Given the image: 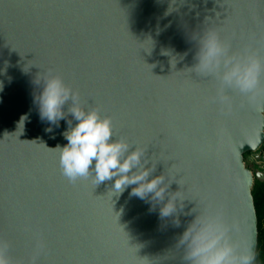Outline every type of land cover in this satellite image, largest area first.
<instances>
[{"label": "water", "instance_id": "obj_1", "mask_svg": "<svg viewBox=\"0 0 264 264\" xmlns=\"http://www.w3.org/2000/svg\"><path fill=\"white\" fill-rule=\"evenodd\" d=\"M170 3L0 0V238L9 242L13 264L33 258L36 264H145L140 258L184 264L177 241L193 219L180 215V227L171 217L161 219L159 205L150 210L130 195L135 185L116 197L109 193L114 181L68 182L56 149L67 144V122L46 132L50 125L34 103L41 90L34 80L48 69L79 91L83 106L110 116L118 137L148 147L147 157L157 162L152 176L179 173L193 200L185 211L195 201L222 206L238 225L234 238L255 258L254 173L244 155L264 142V111L241 107L237 97L233 111L222 114L206 103L213 83L185 66L193 62L191 34L206 17L215 18L225 36L259 35L264 0H177L178 11L166 15ZM24 114L29 120L20 135ZM178 187L173 182L169 190ZM37 238L46 244L39 255Z\"/></svg>", "mask_w": 264, "mask_h": 264}, {"label": "clouds", "instance_id": "obj_2", "mask_svg": "<svg viewBox=\"0 0 264 264\" xmlns=\"http://www.w3.org/2000/svg\"><path fill=\"white\" fill-rule=\"evenodd\" d=\"M176 5L177 0H171L166 15L178 11L174 7ZM195 7L194 4L190 5V11ZM214 20L206 17L204 26L192 32L190 38L195 48L193 62L185 69L195 78L213 83L206 103L218 105L222 114L228 115L233 111L237 97L241 107L264 111V30L259 35L245 36L241 33L239 38L233 32L229 37L222 33ZM188 54L185 52L182 59ZM5 63L6 72L8 65ZM34 84L41 89L34 96L40 119L50 125L45 131L53 132L52 125L59 127L61 120L67 122L68 128L62 133L67 144L56 149L59 150L61 174L69 183L91 180L96 187L106 181H114L109 193L116 197L135 185L130 195L150 203V210L154 211L159 205L161 219L171 217L173 225L180 227V215L193 217L177 241V247L183 249L184 264H253L250 248L233 236L239 231L238 225L226 217L222 206L211 201L201 204L194 200V206L185 211L188 207L186 201L191 203L193 200L185 196L181 178L177 179L179 173L166 174L165 170L152 176L157 162L151 157L150 163L148 147L118 137L112 118L102 116L99 108L83 106L79 91L66 83L58 72L52 69L41 71ZM69 115L72 119H67ZM28 120V114H24L17 122L20 135ZM73 120L76 121L74 126ZM259 134L258 129L256 139ZM252 147H255V143ZM172 167L167 169L171 170ZM173 182L179 186L176 191L169 190ZM45 248L43 239L37 238L36 254L39 255ZM9 249V242L0 238V264H13ZM140 259L150 264L147 258ZM32 264H36L35 258Z\"/></svg>", "mask_w": 264, "mask_h": 264}, {"label": "rangeland", "instance_id": "obj_3", "mask_svg": "<svg viewBox=\"0 0 264 264\" xmlns=\"http://www.w3.org/2000/svg\"><path fill=\"white\" fill-rule=\"evenodd\" d=\"M264 148V144L262 146V149ZM255 152L257 151H249L248 153H245L244 155V161L246 166L251 169L253 172L256 169H260L261 171H264V168H261V164L255 165L253 163V159L255 156ZM264 159V158H263ZM264 166V164H263ZM262 184V181H260L257 178H254L253 186H252V193L255 200V195L257 194L258 199L260 200V208L259 211L257 210V217H258V246L256 250V255L254 260H257L258 264H264V200L263 198L259 197V194L261 192L260 186Z\"/></svg>", "mask_w": 264, "mask_h": 264}, {"label": "flooded vegetation", "instance_id": "obj_4", "mask_svg": "<svg viewBox=\"0 0 264 264\" xmlns=\"http://www.w3.org/2000/svg\"><path fill=\"white\" fill-rule=\"evenodd\" d=\"M264 144V142H263ZM263 144L260 146L259 149H257L255 152V156H254V159H253V163L255 165H258V164H261L263 163L264 164V148L262 149V146ZM248 153V152H246ZM263 164H261V168H264ZM254 178H257L259 179L260 181H264V176L262 177V175H264V171H261L260 169H256L254 172Z\"/></svg>", "mask_w": 264, "mask_h": 264}, {"label": "trees", "instance_id": "obj_5", "mask_svg": "<svg viewBox=\"0 0 264 264\" xmlns=\"http://www.w3.org/2000/svg\"><path fill=\"white\" fill-rule=\"evenodd\" d=\"M260 189H261V192L259 194V197L263 198L262 200H264V181L262 182ZM255 205H256L257 210L259 211L260 200L258 199L257 194L255 195ZM253 264H258L256 259L253 261Z\"/></svg>", "mask_w": 264, "mask_h": 264}]
</instances>
